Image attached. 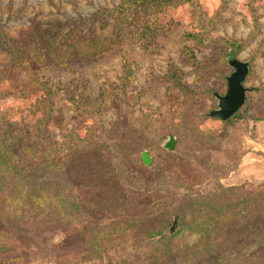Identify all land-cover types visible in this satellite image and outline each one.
I'll list each match as a JSON object with an SVG mask.
<instances>
[{
	"label": "rangeland",
	"instance_id": "374dc122",
	"mask_svg": "<svg viewBox=\"0 0 264 264\" xmlns=\"http://www.w3.org/2000/svg\"><path fill=\"white\" fill-rule=\"evenodd\" d=\"M1 188L0 264H264V0H0Z\"/></svg>",
	"mask_w": 264,
	"mask_h": 264
},
{
	"label": "trees",
	"instance_id": "16d2710c",
	"mask_svg": "<svg viewBox=\"0 0 264 264\" xmlns=\"http://www.w3.org/2000/svg\"><path fill=\"white\" fill-rule=\"evenodd\" d=\"M231 57H235L234 54H230V58ZM229 62V60H228ZM72 147V146H71ZM70 146H60L58 147L57 151H61L60 153L58 154H55V156H52L51 154H45L44 155V160H49V163L50 164H47V165H53L56 167V171H57V174L59 176H66L68 178H70L71 174L73 173V178L75 179V182H80V181H77L78 178L81 176L80 175V172L82 169H91V172H93L97 167H99L100 165L98 164L99 162L96 163V165L93 164V161L90 160L89 158L86 160V161H83L82 162V158L78 157L74 151H77L79 150L81 153L82 151L78 148V147H72V148H75V150H73L71 153H69L68 155L67 154H63L65 153V150H68L71 148ZM63 154V155H62ZM8 155L5 154L4 156H2V158L4 159L6 156ZM82 156V155H81ZM36 157V156H35ZM51 157V158H50ZM37 158H34L33 161L34 162H39V161H36ZM46 166V165H45ZM44 167V166H43ZM111 173V171H110ZM111 178L113 176H110ZM0 193H4V190L3 188H1L0 190ZM55 193L58 194L57 196H61L62 195V191L61 189H59L58 187L55 188ZM65 193V191H64ZM6 194V193H4ZM56 196V195H55ZM34 201V198L31 199V201H29L28 204H24V206H22V211H23V214H22V218L17 220L15 222V225L12 226V227H15L17 226V230H13L14 232L18 231V230H21L18 234H20L21 236H25V232L28 230H30L32 228V230H34L35 228L37 227H40V226H45L46 224L49 223V219H46V220H43V221H38L39 219V214L43 212V214L45 216H48L47 214L49 213L50 214V211L52 209V204L50 205H43V207H41V205L38 203H34L32 202ZM27 210L31 213H33L32 215V222L30 223H25V222H21L20 220H23L25 219V212H27ZM12 227H8V228H12ZM259 227L264 229V218H261L260 219V222H259ZM7 235V234H6ZM261 240V243L264 244V235L263 237L260 238ZM204 254L201 256V257H204L202 258V261H206L207 264H211L212 261H217L218 259V256H212L211 253L209 251H204L203 252ZM195 255L193 254L192 256H187L185 257L186 260H189V258L191 259H194ZM203 263V262H201Z\"/></svg>",
	"mask_w": 264,
	"mask_h": 264
},
{
	"label": "water",
	"instance_id": "95a60500",
	"mask_svg": "<svg viewBox=\"0 0 264 264\" xmlns=\"http://www.w3.org/2000/svg\"><path fill=\"white\" fill-rule=\"evenodd\" d=\"M229 64L233 66L234 71L228 77V90L224 96H218L219 108L210 112V116L227 120L232 117L244 105L246 101L247 87L244 85L247 74L249 73V63L236 57L229 59ZM176 139L174 136L169 137L165 146L174 149ZM142 160L145 164L151 163L148 151L142 153Z\"/></svg>",
	"mask_w": 264,
	"mask_h": 264
}]
</instances>
